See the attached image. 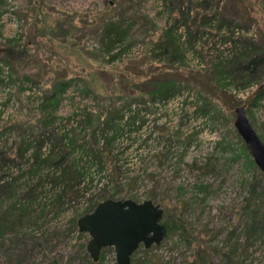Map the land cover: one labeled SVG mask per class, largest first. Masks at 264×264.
Wrapping results in <instances>:
<instances>
[{"label": "rangeland", "instance_id": "rangeland-1", "mask_svg": "<svg viewBox=\"0 0 264 264\" xmlns=\"http://www.w3.org/2000/svg\"><path fill=\"white\" fill-rule=\"evenodd\" d=\"M107 26L121 37L116 58ZM172 28L175 59L162 52ZM168 80L174 98L132 100ZM61 84L59 104L42 107ZM130 100L104 135L85 125ZM238 107L264 143V0H0V213L16 220L0 235V263L118 264L114 247L93 260L78 219L106 199H151L165 236L132 264H264V236L247 225L249 209L264 214V193L250 196L264 177ZM115 132L104 171L92 152Z\"/></svg>", "mask_w": 264, "mask_h": 264}, {"label": "water", "instance_id": "water-1", "mask_svg": "<svg viewBox=\"0 0 264 264\" xmlns=\"http://www.w3.org/2000/svg\"><path fill=\"white\" fill-rule=\"evenodd\" d=\"M235 126L264 173V143L244 107L236 109ZM163 214L164 209L151 199L141 203L133 199H106L93 212L80 217L78 226L80 232L91 235L87 249L95 262L99 261L103 248L114 247L118 264H132V255L141 244L150 248L163 240Z\"/></svg>", "mask_w": 264, "mask_h": 264}, {"label": "trees", "instance_id": "trees-1", "mask_svg": "<svg viewBox=\"0 0 264 264\" xmlns=\"http://www.w3.org/2000/svg\"><path fill=\"white\" fill-rule=\"evenodd\" d=\"M208 19H211L210 17ZM110 24V23H108ZM113 24V23H111ZM110 26V25H109ZM105 27V31H104V36L106 37L107 41H109V44H107V46L105 47V51L108 54H111L113 56V58H116L120 55V51H116V44L121 40V37L118 34H114V31L116 30V26L115 29H113L112 27ZM117 35V36H116ZM166 39L165 41L162 43V52L163 53H171L173 57V59L179 57L181 50L179 48H177L178 44V38L175 37V35L173 34V28L169 31L166 32L165 35ZM257 59H253L252 63H256ZM153 88L150 91V93L147 94L148 97H144L143 99H132L134 101L136 100H140L143 102H153V103H158L161 101H166L169 100L171 98H174V96H176V92H178L179 88L178 85L176 84V82L174 81H156L152 83ZM57 93H54L50 96L46 97V100L42 101V107H45L46 109H50V107H54L57 106L59 104L60 99H58L57 95H61L62 93H64L65 89H66V84H61L58 88ZM57 97V98H56ZM132 100L128 101L127 104L125 105L126 108L120 109L118 112H116L115 114L112 115H106L105 118H103L102 116L99 115H95V114H85V125L87 124V126L92 130L93 135L95 134V136L97 135V133L102 132V134L104 135V132H106L108 129L112 128V126L114 125V121L116 119H123L125 116V110L128 108L132 107ZM51 114V112H48L46 115V117H48ZM117 125V124H116ZM114 125V126H116ZM113 126V127H114ZM86 128V127H85ZM118 133H113L112 136H108L107 138H104L103 142L105 144L104 147H98L97 152H92L95 149H91L90 151L94 154H98L99 158H100V163L101 166L100 168L104 171H106V167L107 164L104 165L103 159H104V151L103 149H110L112 147L113 142L115 141L116 137H117ZM41 144L42 141H41ZM32 145L31 141H26L25 139H23L21 141V145H20V151L26 153L28 151H30V146ZM247 147L249 148V146L247 145ZM55 149L51 148V150L53 151ZM54 152V151H53ZM35 160L36 163H39L41 160V154L38 153L35 155ZM63 157L61 159H59L58 161H56V164H60L63 161ZM35 160H33V162L30 164V168H36V163ZM45 160H49V157H46ZM29 168V170H30ZM262 176L264 177V173L262 172ZM263 192L264 193V187L262 189V191H259V185L257 182L253 181V183L250 184V196L254 197H258L260 195V193ZM99 204V203H98ZM97 204V205H98ZM26 209V208H24ZM3 212L0 213V235H2L4 233V231L8 230V228H10L9 226L11 225L14 226V224L16 223L14 220L13 215H11V213L9 214V212L7 210H2ZM26 211V210H25ZM249 217L247 219V225L249 226V231L250 234H252V236L255 235L260 237V236H264V214L260 215V211L257 209L254 210H250L249 209V213H248ZM167 223H165L164 225H166ZM166 227V226H164ZM103 258V257H102ZM227 262V260H225V263Z\"/></svg>", "mask_w": 264, "mask_h": 264}]
</instances>
